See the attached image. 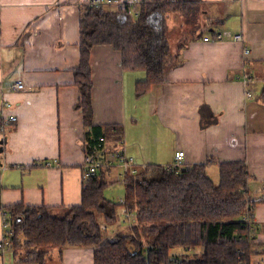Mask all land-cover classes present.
Segmentation results:
<instances>
[{"label":"crops","instance_id":"crops-1","mask_svg":"<svg viewBox=\"0 0 264 264\" xmlns=\"http://www.w3.org/2000/svg\"><path fill=\"white\" fill-rule=\"evenodd\" d=\"M166 1L198 2L194 21L204 23L209 33L195 31L194 21L173 15L172 20L180 17L188 27L182 24L164 81L152 84L139 97L137 85L147 80V72L125 70L122 53L112 45L94 46L92 122L123 129L121 152L137 168L172 165L181 150L186 166L206 163L211 157L245 162L254 206L253 235L262 252L250 260L264 264V104L259 100L264 89V0ZM85 3L88 0H0V122L17 118L9 122L6 133L0 132L3 207H48L58 216L82 204L86 127L82 110L76 108L81 94L74 72L80 64ZM237 34L243 35L242 42L231 39ZM245 48L249 56H244ZM245 71L255 77L250 99L242 82ZM19 81L22 90L13 87ZM4 103L11 107L2 113ZM204 105L210 110L205 121L210 120L209 112L216 118L205 128ZM107 128L104 132L109 134ZM105 168L110 169L112 187L121 185L126 193L121 166ZM124 198L125 194L119 202L123 204ZM4 213L0 209V241ZM93 255V248H52L47 264H94ZM0 264L38 263L19 261L11 247L0 249Z\"/></svg>","mask_w":264,"mask_h":264},{"label":"trees","instance_id":"trees-1","mask_svg":"<svg viewBox=\"0 0 264 264\" xmlns=\"http://www.w3.org/2000/svg\"><path fill=\"white\" fill-rule=\"evenodd\" d=\"M197 5L194 1L146 0L137 17L129 9L82 5L80 64L74 72L81 96L76 108L84 115L85 151L91 153L100 138L105 139L101 154L104 163L95 176L84 180L82 204L67 208L63 216L53 215L48 207H3L0 203V209L10 215L8 222L14 230L11 247L19 261L47 264L50 249L65 247L93 248L94 264H251V256L262 253L256 248L260 245L252 225L243 222L250 202L245 162H220L211 157L206 163L191 166H141L134 175L123 178V204L104 194L114 184L108 181L107 159L121 151L123 129L92 122V49L112 45L122 53L125 70L147 72V80L137 85L139 97L152 84L163 82L170 67L169 20L179 14L194 21ZM259 100L264 104V89ZM207 110L208 106H202L204 128L216 123L212 112L205 121ZM107 127L109 134L104 132ZM213 166L218 169V181L210 175ZM120 207L133 210L137 224L131 234L120 232L108 240L103 225L118 223ZM181 247L196 249V255L173 257L172 249Z\"/></svg>","mask_w":264,"mask_h":264},{"label":"built area","instance_id":"built-area-1","mask_svg":"<svg viewBox=\"0 0 264 264\" xmlns=\"http://www.w3.org/2000/svg\"><path fill=\"white\" fill-rule=\"evenodd\" d=\"M146 2V0H88V3L92 4V6L97 7V8H109V9H129V13L137 17L139 15V7L141 4ZM209 37H206L205 40H208ZM217 39H222L220 35L217 36ZM232 40L236 42H242L244 40L243 35L237 34L234 37L231 38ZM250 50L248 48L244 49V56H249ZM246 61V57H245ZM247 61H246V66H247ZM255 79L252 78L246 71L244 72L242 76V82L246 87L245 95L246 98L250 99L254 97V85ZM15 89L22 90L24 89V84L23 82L19 81L16 82L13 86ZM11 104L10 103H4L2 104V113L4 112L5 109L10 108ZM16 117H12L10 120H4L0 122V132L1 133H6V128L9 122H14L16 121ZM105 142V139L102 137L100 138L99 144L96 145L94 150L90 153L86 152V157L85 161L83 163V168H82V178L83 180H87L92 176H95L100 170L101 167L104 163V160L101 157L102 151H103V144ZM185 157V152L184 151H178L176 152L174 156V162L172 165H182ZM107 162L109 166L114 167L116 164L121 166L122 169V174L123 176H126L127 174L129 175H134L137 172V167L135 166L132 158H129L127 155L124 154V152H117L116 154H112L109 156L107 159ZM48 165H51L49 163ZM5 168L0 166V172H2ZM254 206L253 204H248L247 209L244 213L243 216V222L247 224H251L254 220ZM133 213L131 210H127L125 213V218L127 221L130 222V219L132 218ZM8 213H4V236L3 239L0 241V249H5V248H11L12 245V236L14 234V230L11 226V224L8 222ZM131 225V224H129ZM109 230V228H105Z\"/></svg>","mask_w":264,"mask_h":264},{"label":"rangeland","instance_id":"rangeland-1","mask_svg":"<svg viewBox=\"0 0 264 264\" xmlns=\"http://www.w3.org/2000/svg\"><path fill=\"white\" fill-rule=\"evenodd\" d=\"M175 18H176L175 20L171 19L170 27H169V30H168L169 31L168 32V38H169V42H170L172 50L175 49L178 39H180V37L182 36V30H181L182 29V24H185L188 27V22L186 23L184 21V19H182L180 17H175ZM197 21H194L197 24V26L194 27V30L195 31L198 30L201 33H204L206 31L209 33L208 28L206 27V25H203L204 23L200 22V20L198 21L199 23H197ZM248 74L250 75L249 72H248ZM251 77L255 79L254 76H251ZM254 83H255V81H254ZM210 175L212 176V179L214 181H218V169L214 168L211 171ZM123 177H125V176H123ZM123 188L124 187L121 186V185H116L114 187L109 185L105 189L104 194H105V196L108 199L118 203L120 197L125 194V190ZM248 204L252 205V202L250 201ZM128 210H131V209L128 208ZM126 211H127V209L124 210V207H120L118 209V213H119V221L118 222L123 224V226L120 225V224H119V226H116V225H118V223L116 225H114V226H108L106 224L103 225L104 229L108 228V227L110 228V231H107V229H105L108 233L109 232L111 233V234L107 233V238L108 237L109 238H113L112 237L113 235H116V234H118L120 232H125L126 231V233H129V234L132 233L133 226H135L137 224L136 215H135L134 211L131 210L133 212V218L129 222L125 218ZM58 216H63V214H58ZM129 224H131V225H129ZM123 227H124V229H120V228H123ZM201 251H202V249L200 248V250H198V253H200ZM196 252H197L196 249L190 250V249H184V248L181 247V248H173L172 251H171V254H172L173 257H181V256H184V255H190L191 257H193V256L196 255Z\"/></svg>","mask_w":264,"mask_h":264},{"label":"bare ground","instance_id":"bare-ground-1","mask_svg":"<svg viewBox=\"0 0 264 264\" xmlns=\"http://www.w3.org/2000/svg\"><path fill=\"white\" fill-rule=\"evenodd\" d=\"M132 213H133V212H132ZM132 218H133V216H132ZM132 218H131V219H132ZM131 219H130V220H131ZM251 225H252V223H251Z\"/></svg>","mask_w":264,"mask_h":264}]
</instances>
